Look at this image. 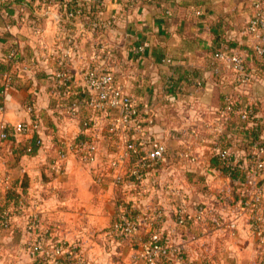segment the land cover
Wrapping results in <instances>:
<instances>
[{"label":"crops","instance_id":"obj_1","mask_svg":"<svg viewBox=\"0 0 264 264\" xmlns=\"http://www.w3.org/2000/svg\"><path fill=\"white\" fill-rule=\"evenodd\" d=\"M3 2L0 130L29 121L31 104L39 124L35 133L0 140V209L8 212L10 224L0 226V264H39L38 237L71 245L84 264H131V255L139 253L155 226V213L163 237L181 247L183 260L174 264H260L264 243L256 241L249 212L238 217L233 229L212 225L209 219L190 220L180 231L172 227L176 209L192 214L194 203H204L225 219L231 213L230 205L218 203L213 194L229 201V183L214 180L205 186L196 173L219 165L220 155L238 148H228L232 142L224 139L236 132L231 126L235 115L220 124L221 132L214 131L215 110L232 90L228 63L215 53L246 56L255 40L244 31L251 0H101L102 9L89 16H68L44 0ZM89 66L106 67L115 84L130 93L141 130L122 135L112 128L111 113L88 106L93 90L83 74ZM248 68L256 80L239 97L257 103L255 111L264 117V67L249 62ZM131 134L138 139L150 134L164 142L166 160L151 168L136 188L114 185L107 170L95 184L93 170L118 154L123 137ZM248 134L244 130V151L249 149ZM77 138L97 143L96 161L80 159L72 147ZM60 147L66 157L57 160ZM185 150L198 163L181 158ZM260 184L263 189L264 182ZM120 205L133 210L140 226L115 247L107 232Z\"/></svg>","mask_w":264,"mask_h":264},{"label":"built area","instance_id":"obj_2","mask_svg":"<svg viewBox=\"0 0 264 264\" xmlns=\"http://www.w3.org/2000/svg\"><path fill=\"white\" fill-rule=\"evenodd\" d=\"M75 0H62V5ZM87 1V0H86ZM101 1V0H100ZM126 1H152V0H126ZM58 4V1H54ZM77 5L80 2H76ZM77 9L66 13L68 16L79 15ZM244 31L255 37L254 42L250 46L257 56L264 55V0H251V14L244 25ZM142 49L137 46L136 50ZM216 57L224 59L228 63L231 76V91L227 93L222 101V106L215 110L214 119L218 126H215V132H221L220 124L232 120L235 115V122L232 128L236 132L227 133L225 140L232 142L233 148L237 146V151H226L218 158L219 165L204 166L203 173H196L197 176L204 177L205 185L212 182V177L221 175L224 181H227L233 189L230 200H226L221 195L214 194V200L218 203H227L230 205L231 212L228 219L224 218L222 213L214 212L204 203H194V213L189 214L182 207H178L175 212L172 227L181 229L187 225V222L202 221L209 219L212 225L223 226L229 229L236 227L237 219L244 212H257L263 203V192L260 183L264 182V117L257 114L255 106L257 103L244 101L240 99L239 94H244V89L256 80L254 72L250 71L248 65L245 64L244 55L238 53H226L224 51L215 53ZM84 79L87 85L93 90V95L88 99L87 104L93 111H107L112 115V128L114 130H122V135L128 130L139 131L142 129L141 117L130 93L120 85H116L113 75L106 67L89 66L84 72ZM238 96V97H237ZM75 104H71V110H75ZM31 105L28 110L32 113L31 118L27 122H21L14 126L10 133L13 135H22L28 132H36L38 130L39 117ZM91 119L85 120L82 125L87 126ZM249 130V149L244 151V130ZM8 133L4 129L0 130V140L7 139ZM196 137L199 135L194 134ZM143 139H138L133 134L128 138L123 137L121 145L123 149L106 160L105 164H101L93 170L94 181L99 182L107 170L112 178V183L117 186H130L136 188L141 185L144 176L148 174L151 168L156 167L161 161L167 158V151L164 142L153 137L152 135H142ZM222 137V136H220ZM72 145L75 152L82 161H96L98 155V145L94 141L77 138ZM200 141L204 139L199 138ZM36 143L40 144L39 137ZM144 145L149 149L143 150ZM245 153V154H244ZM244 155L246 164H244ZM66 157V151L63 147L57 150V160ZM180 157L188 163H198V159L190 151L180 152ZM249 162V164H247ZM208 168H211V170ZM221 168H224L221 171ZM133 177V181H129L127 177ZM136 196H140L139 190ZM251 211V212H250ZM251 213V214H252ZM254 215V214H253ZM159 214L152 218L151 227L147 239L142 242L139 253L131 255V264H174L183 260L181 247L170 244L163 237V231L158 223ZM261 216L255 213L251 221V229L256 235L260 243H264V226L259 221ZM0 226L9 228L8 212L6 210L0 213ZM140 222L135 217L133 210L120 205L116 219L108 230V235L112 239V245L115 247L123 241L131 238L139 230ZM37 257H40L39 264H84L85 260L80 251L73 249L71 245L64 243L58 239H45L38 237L35 241ZM196 264H206L198 262Z\"/></svg>","mask_w":264,"mask_h":264},{"label":"trees","instance_id":"obj_3","mask_svg":"<svg viewBox=\"0 0 264 264\" xmlns=\"http://www.w3.org/2000/svg\"><path fill=\"white\" fill-rule=\"evenodd\" d=\"M23 1L24 0H4L3 4L8 6V5L13 4V3H22ZM54 1H58L59 2L57 5L61 8V10H63V12L65 14L69 13V12H72L74 14L76 12V10L78 9L81 15L88 14V16H89V15H92L93 13L97 12L99 9H102L101 8L102 4L100 3L101 2L100 0H87L89 2H86V0H75V1H70V2L65 3L64 6L62 5V0H44V2H50V3H53ZM76 2H80V3L77 5ZM86 6H89V8H90V12H88V13L86 11ZM246 51H247L246 52L247 53L246 56L248 55L249 57L247 59L246 56L244 55L245 64L248 65L249 62H251L257 68L262 69L264 67V55L257 56L254 53V51L251 49V47L247 48ZM227 93H229V92H226V93L223 94L222 101H223L224 96ZM220 106H222V102H221ZM4 131L8 133L7 139H12L13 140L14 135L10 133V130H7L6 128H4ZM34 142H35V137L32 138V144ZM26 146L27 145H25V149H23L24 148L23 146L21 147L23 152L26 150V148H27ZM33 147L34 146L32 145V147L30 148V152L33 150ZM223 170H224V168H221V171H223ZM127 179L129 181H133L134 180V178L130 177V176L127 177ZM94 183L97 184V185L100 184L99 182H94ZM10 197H13V195H10ZM1 211H3V209H0V213H1ZM38 258H40V257H38ZM260 264H264V254L260 258Z\"/></svg>","mask_w":264,"mask_h":264},{"label":"rangeland","instance_id":"obj_4","mask_svg":"<svg viewBox=\"0 0 264 264\" xmlns=\"http://www.w3.org/2000/svg\"><path fill=\"white\" fill-rule=\"evenodd\" d=\"M199 180L202 182V183H204V185H205V182H204V177H202V176H200L199 177ZM214 180H218V181H224V179L221 177V175H217L216 177H212V181H214ZM207 185H209V184H207ZM206 186V185H205ZM208 187H210V186H208ZM262 192L264 193V188L262 189ZM264 195V194H263ZM256 210H253V213H252V215L254 214L255 215V213H259L260 215H261V219H259V221L262 223V225L264 226V204L262 203V205L260 206V209L257 211V212H255ZM247 213V212H246ZM250 213V214H251ZM252 224V223H251ZM254 236H255V238H256V241L258 242V240H257V237H256V235L254 234ZM260 243V242H259Z\"/></svg>","mask_w":264,"mask_h":264}]
</instances>
